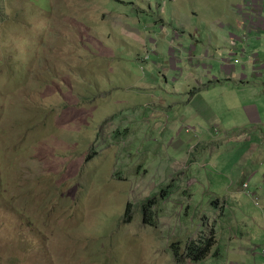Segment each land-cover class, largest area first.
Here are the masks:
<instances>
[{
    "label": "rangeland",
    "instance_id": "374dc122",
    "mask_svg": "<svg viewBox=\"0 0 264 264\" xmlns=\"http://www.w3.org/2000/svg\"><path fill=\"white\" fill-rule=\"evenodd\" d=\"M170 1L0 0V264H234L237 250L236 264H264V129L244 128L246 105L264 118V34L239 47L233 78L219 72L224 92L164 85L183 77L177 21L158 50L174 73L145 60ZM189 2L225 24L236 0ZM201 238L208 258L175 259Z\"/></svg>",
    "mask_w": 264,
    "mask_h": 264
},
{
    "label": "crops",
    "instance_id": "0c3cea01",
    "mask_svg": "<svg viewBox=\"0 0 264 264\" xmlns=\"http://www.w3.org/2000/svg\"><path fill=\"white\" fill-rule=\"evenodd\" d=\"M256 2H259L260 5H262L264 0H256ZM190 5L189 0H180L179 2L171 0L169 3H163L160 5V10H169L168 17L166 18L161 16L159 30L154 31V35L150 37V41L155 43L154 46L156 47V52L151 54L149 59L145 61L151 62V75L158 69L157 66L159 64L163 65L162 71H165L166 74L174 73L173 69L170 67V58L167 60L163 58V61L158 60V50L160 48V44H162V46H167V50L170 51V43L175 38H173L171 34L163 35L162 29H164L169 20H175L181 25L183 30L182 39L180 35L177 39L179 42L178 45L180 46L178 50L180 51V59L182 62L178 66L182 71L183 77L177 82L176 76L172 75L170 78L166 76L164 79V85L172 87L185 85L189 88V90L196 85L200 87L199 90L203 91L204 95L224 92V90L228 88L225 86H218L214 82L220 78V71L226 72V78H233L234 73L238 70L237 67L241 64L237 60V65H232L234 57L245 53V51L241 52L239 47L247 43L250 36L254 34H257L258 36L260 32L264 34V17L262 15L264 11L263 13L261 11L258 15H253L251 13L253 8L252 5H250L249 0H236V3H233L226 9V11H224L226 15V22L225 24H222L223 18L221 15L211 16V20L209 21L207 15H200L195 9L192 10ZM193 6L196 5L193 3ZM195 8H197V6ZM202 12L205 13V11ZM244 12H249L251 15L245 16ZM257 39L258 37H256V40ZM153 50L154 48L152 47L151 52ZM191 52L194 54L193 58L197 62L190 61ZM226 52H229L228 57H224V53ZM144 58L145 57H143V59ZM246 72H250L247 67H243L239 70L242 78L241 85L246 83ZM263 76L264 74L262 73V77ZM244 87L247 88L246 86ZM188 93L189 91L185 92L186 97L182 101V103L187 105V107H189L188 105L193 100L188 98ZM262 97H264V83L262 85ZM245 109L248 110L247 115L249 119H246L244 128L262 131V129H264V118L261 119L259 115L260 113L256 111L254 105H246ZM193 122L195 123L196 128L203 132H209L215 128L213 125L214 123L211 124L213 126H208L207 123L199 119H195ZM183 123L184 124L181 125V122H179L181 128H186L189 132V128H191V126L187 122ZM253 150H262V148L257 147ZM251 156L254 155L252 154ZM251 174L252 172L250 175ZM259 196H261V193ZM245 228L253 231V241L255 240L261 242L259 245L253 243V245L251 244V246H249L251 250L250 255L255 256L252 254L254 253L252 251L258 250L263 246V231L261 229L256 231L255 225L245 226ZM236 252L239 254V257H235L236 262H234V264L238 263L239 260L246 258L241 257L240 250H237Z\"/></svg>",
    "mask_w": 264,
    "mask_h": 264
},
{
    "label": "trees",
    "instance_id": "16d2710c",
    "mask_svg": "<svg viewBox=\"0 0 264 264\" xmlns=\"http://www.w3.org/2000/svg\"><path fill=\"white\" fill-rule=\"evenodd\" d=\"M2 89H0V94L2 93ZM154 199H149L146 201L145 204H143V217L144 221L148 224L150 223L152 225V222H155L156 219V212L155 209H153L154 205ZM131 205L129 204L127 207V211L130 210ZM131 216V215H130ZM129 216V217H130ZM152 220V221H151ZM212 243L213 241L211 239L201 238V240L197 241H191L187 243L183 249V252L181 253V249H177V245H173V253L176 255L175 259L178 261L182 258L183 253H185L186 260H190L192 262H200L206 258H208L212 252ZM179 247V246H178ZM180 248V247H179Z\"/></svg>",
    "mask_w": 264,
    "mask_h": 264
}]
</instances>
